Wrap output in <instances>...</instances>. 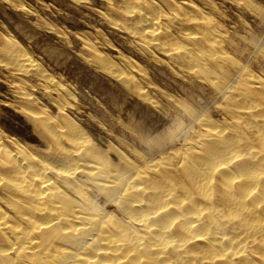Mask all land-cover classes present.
<instances>
[{
    "label": "bare ground",
    "instance_id": "obj_1",
    "mask_svg": "<svg viewBox=\"0 0 264 264\" xmlns=\"http://www.w3.org/2000/svg\"><path fill=\"white\" fill-rule=\"evenodd\" d=\"M133 1L126 17L149 44L161 33V16L150 6L145 9L153 18L144 17V7ZM213 24L206 17L193 23L197 33L185 39L195 50L170 49L197 75L206 76L201 62L207 58L230 62L217 51ZM201 42L206 55L195 53ZM7 45L10 64L33 69L25 54ZM256 48L264 56V46ZM222 76H212V84L230 123L213 125L188 108L191 125L178 124L170 133L172 142L187 140L181 151L144 159L141 168L126 163L117 172L79 129L27 108L54 152L45 159L0 138V186L14 199L16 216L9 219L0 209V264H8L9 253L15 264H264V82L244 74L233 86L229 70ZM195 124L198 132H191ZM162 147L157 141L152 152ZM87 187L114 204L120 217L104 212Z\"/></svg>",
    "mask_w": 264,
    "mask_h": 264
},
{
    "label": "rangeland",
    "instance_id": "obj_2",
    "mask_svg": "<svg viewBox=\"0 0 264 264\" xmlns=\"http://www.w3.org/2000/svg\"><path fill=\"white\" fill-rule=\"evenodd\" d=\"M131 1L0 0V138L6 145L14 143L45 159L54 152L28 114L31 109L53 124L79 129L113 171L126 163L141 168L144 159L172 158L183 149L187 140L172 142L170 133L178 124L191 125L186 109L213 125L230 123L228 106L212 84L216 77L222 80L223 69L229 70L233 86L244 74L264 82V56L256 48L264 46V0H138L144 17L150 18L145 9L150 6L161 16V33L149 44L126 17ZM173 17L175 23L168 19ZM204 17L218 33V53L230 59L222 64L205 59L206 76L185 68L186 62L170 50L182 45L195 50L185 35L194 34L193 23ZM7 44L37 68L17 70ZM199 44L194 52L208 54ZM191 132H198L197 124ZM157 141L163 147L153 153ZM1 188L0 209L16 219L14 199ZM86 192L108 215L120 217L114 204L90 187ZM8 257L5 263H16L14 253Z\"/></svg>",
    "mask_w": 264,
    "mask_h": 264
}]
</instances>
